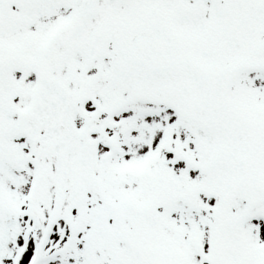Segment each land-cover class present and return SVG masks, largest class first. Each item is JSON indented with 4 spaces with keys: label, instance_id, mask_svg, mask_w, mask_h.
I'll use <instances>...</instances> for the list:
<instances>
[{
    "label": "snow or ice",
    "instance_id": "obj_1",
    "mask_svg": "<svg viewBox=\"0 0 264 264\" xmlns=\"http://www.w3.org/2000/svg\"><path fill=\"white\" fill-rule=\"evenodd\" d=\"M0 264H264V0H0Z\"/></svg>",
    "mask_w": 264,
    "mask_h": 264
}]
</instances>
